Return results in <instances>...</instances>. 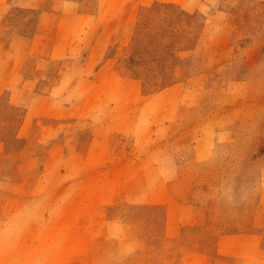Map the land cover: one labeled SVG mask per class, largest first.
<instances>
[{
  "label": "rangeland",
  "instance_id": "obj_1",
  "mask_svg": "<svg viewBox=\"0 0 264 264\" xmlns=\"http://www.w3.org/2000/svg\"><path fill=\"white\" fill-rule=\"evenodd\" d=\"M0 264H264V0H0Z\"/></svg>",
  "mask_w": 264,
  "mask_h": 264
},
{
  "label": "trees",
  "instance_id": "obj_2",
  "mask_svg": "<svg viewBox=\"0 0 264 264\" xmlns=\"http://www.w3.org/2000/svg\"><path fill=\"white\" fill-rule=\"evenodd\" d=\"M162 6H165V5H162ZM139 40L141 41V38H139V39H137V40H135V42H134V44L136 45V44H138V43H140L139 42ZM177 61H181L180 59H178V58H175ZM171 81V80H170ZM171 83V82H170ZM169 83H163V85H168Z\"/></svg>",
  "mask_w": 264,
  "mask_h": 264
}]
</instances>
